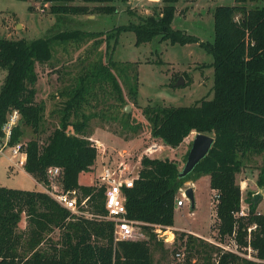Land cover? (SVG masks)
Returning a JSON list of instances; mask_svg holds the SVG:
<instances>
[{"label":"trees","instance_id":"1","mask_svg":"<svg viewBox=\"0 0 264 264\" xmlns=\"http://www.w3.org/2000/svg\"><path fill=\"white\" fill-rule=\"evenodd\" d=\"M45 1L50 3L51 12L59 14H111L116 10V0ZM177 2L161 0L150 14L107 31L58 30L32 40L0 37V69L6 71L0 83V143L4 137L1 127L16 110L19 117L7 146L21 142L24 127H30L35 135L23 144L25 172L37 182L48 184L46 169L58 166L63 190L76 188L81 196H88L87 209L93 215L104 213V188L77 183L79 173L89 171L97 157V148L85 135L88 122L96 113H86L84 108L91 97L96 99L98 87L102 95L97 99L113 98L114 107L119 108L115 119L122 128L136 132L139 124L129 122L131 114L122 110L128 101L119 78L123 77L130 99L136 102L137 64L118 63L111 57H99L88 64L77 75L74 86L60 92L66 99L58 109L59 123L40 143L45 107L35 100V68L37 63L51 61L56 44H79L89 39L94 49L104 43L107 54L108 50L113 51L122 31H132L135 44L154 38L171 44L199 43L212 57L209 65L213 68V96L187 106L149 104L141 113L151 136L172 148L192 132L214 137L208 153L183 177H179L175 160L142 156L137 178L132 187L123 188L122 192L126 217L140 223L146 232L144 239L115 241L109 220L75 216L38 189L0 185V264H152L151 245L162 246L164 242L157 238L151 224L172 226L179 189L201 175L209 176V187L217 195L216 238L231 237L242 251L250 245L260 262L184 232L175 233L173 252L180 251L187 264H264V212L257 213L259 200L254 202L253 195L248 194V214L235 215L241 203L237 174L250 155L263 158L256 185L264 189V4L250 7L247 0H235L232 5H217L213 10V40L199 42L196 36L172 28ZM129 13L135 15L130 10ZM23 214L26 226L20 229ZM252 223L257 228L250 231L248 239L247 228ZM55 229L59 231L58 239H49L43 246L45 237Z\"/></svg>","mask_w":264,"mask_h":264},{"label":"rangeland","instance_id":"2","mask_svg":"<svg viewBox=\"0 0 264 264\" xmlns=\"http://www.w3.org/2000/svg\"><path fill=\"white\" fill-rule=\"evenodd\" d=\"M38 7L35 0H0V37L9 39L32 40L45 37L58 30L84 29L87 31H107L113 27L136 22L139 16H145L153 11V0H116L113 4L115 12L111 14L88 13L84 15L59 14L50 11V3L43 1ZM235 0H178L176 11L172 20V28L179 29L187 34L194 35L201 41L213 40V10L217 5H232ZM264 4L263 0H247L248 6ZM89 10L93 4H88ZM129 10L135 15H130ZM87 16H90L89 19ZM113 42V41H112ZM113 44V43H112ZM121 63L132 61L136 63L138 90L137 100L133 102L127 92L123 77L119 82L131 114L129 122L139 124L138 130L133 132L122 128L120 122L115 119L119 108L114 107L113 98L105 101L97 98L102 95L101 90L95 88L96 99L91 97L89 105H86V113H96L88 122L86 137L97 148V157L89 171L80 172L77 183L84 186L98 184V174L106 162L119 159L135 164L138 157L145 156L144 150L152 142L158 143L156 152L150 153V157L168 158L178 163L179 169L185 162V155L189 151L192 132L183 142L175 147H169L159 139H154L149 131V124L141 113L142 108L149 104L160 103L163 105L187 106L195 103L202 97L207 99L213 96V68L209 65L212 57L197 42L186 44H171L169 41H159L154 38L151 41L135 44V35L132 31H122L117 37L113 51L106 54L105 44L99 48H93V41L87 39L79 44L68 42L54 46L53 58L47 63H37L36 72L38 79L35 84V100L44 103V116L42 120L43 133L39 136L43 143L50 132L59 123L58 109L62 106L66 95H61L71 86H74L77 75L82 73L88 64L99 59ZM3 71V77L6 71ZM117 72V70H114ZM0 73V83L3 80ZM183 83L175 85L179 77ZM107 86V91L110 88ZM123 110V109H122ZM18 113V112H17ZM72 119V118H71ZM71 130V128H70ZM35 135L30 127H24V136L21 142H26ZM1 146V145H0ZM10 156L9 146H4L0 153V185L20 189H38L35 183L22 169L13 167L7 157ZM261 155H250L245 165L237 174V182L240 185L243 198L248 194L261 193L262 200L259 209L264 211V189L256 185L259 166L262 164ZM141 164L139 163V165ZM191 187L194 195V206L189 200H184L182 207H174L172 231L175 233H189L201 240L218 246L225 250L226 247L236 249L241 257L258 261L255 252L239 250L236 242L231 237L224 240L216 238L215 229L217 217L215 214V191L209 187V176L201 175L196 180L184 183L181 189ZM42 191V190H41ZM178 191L177 197L180 198ZM190 212H193L192 215ZM25 215L19 225L20 229L26 226ZM141 239L146 238V232L140 229ZM59 231L55 229L43 240V246L48 240L58 239ZM247 238L250 237L248 232ZM178 236V234H177ZM179 240H176L177 246ZM173 244L164 243L162 246L151 245L152 264H187L184 257L176 258L173 252ZM252 248V247H251ZM186 253V252H185ZM216 253V252H215ZM213 252V257H215ZM194 260L191 259V262Z\"/></svg>","mask_w":264,"mask_h":264},{"label":"built area","instance_id":"3","mask_svg":"<svg viewBox=\"0 0 264 264\" xmlns=\"http://www.w3.org/2000/svg\"><path fill=\"white\" fill-rule=\"evenodd\" d=\"M37 6L40 7L44 3V0H35ZM155 2H160L161 0H153ZM18 113L13 110L7 118V121L2 125L1 130L4 134L3 141L0 143V153L3 152L4 146H7V142L10 138L12 127L16 124L18 120ZM24 142H17L12 146H9L10 158L13 159V165L15 167H23L26 159V153L23 149ZM161 146L156 142H152L148 145L145 150V156L150 157V153L156 152L158 147ZM96 147V146H95ZM141 157H138L135 164H131L126 160L119 159L113 162H106L100 173L98 174V186H102L103 196H104V213L94 214L91 213L88 208V196H81L78 189L63 190L59 180L58 175L60 169L58 166H49L46 169L45 177L48 184H39L42 191L51 196L60 206L69 210L75 216L84 217H97L100 219L109 220L113 223V237L114 240H137L141 239L142 233H140V223L128 219L126 217V207H125V195L122 192L123 188L132 187L134 179L138 176L139 163ZM39 183V182H38ZM186 189H179L180 198L175 199V206L182 207L184 205V200H187L185 195ZM215 201L217 200V195H215ZM240 209L235 213L236 216H245L248 214L249 205L244 203V198L241 192L240 198ZM193 212H190L192 215ZM257 213H260L257 211ZM153 231L157 235V238L164 242L173 244L175 241V232L172 231L171 226L161 225V224H151ZM257 228L256 223H252L247 231L250 232ZM143 239V238H142ZM237 247V246H235ZM250 251L255 252L251 247L248 248ZM225 250L237 251L236 249H230L226 247ZM176 258H180L182 253L177 251L175 253Z\"/></svg>","mask_w":264,"mask_h":264},{"label":"water","instance_id":"4","mask_svg":"<svg viewBox=\"0 0 264 264\" xmlns=\"http://www.w3.org/2000/svg\"><path fill=\"white\" fill-rule=\"evenodd\" d=\"M183 83L182 77L180 76L176 81L175 85H180ZM130 106L126 105L123 109L125 112H129ZM214 137L205 133L196 132L191 140L190 148L186 156V160L179 171V177L185 176L189 173L195 165L208 153L211 145L213 144ZM185 195L187 196L191 207L194 206V195L193 189L188 187L185 190ZM262 197L261 193H256L254 195V201Z\"/></svg>","mask_w":264,"mask_h":264},{"label":"crops","instance_id":"5","mask_svg":"<svg viewBox=\"0 0 264 264\" xmlns=\"http://www.w3.org/2000/svg\"><path fill=\"white\" fill-rule=\"evenodd\" d=\"M177 8V7H176ZM177 12V11H176ZM88 18L90 17V16H87ZM89 19H92V18H89ZM200 41V40H199ZM0 73H2L1 74V77H3V71H1ZM10 156H11V154H10ZM10 156H8L7 157V159H8V161H9V164H10V169H12L13 167H15L12 163H13V159L12 158H10ZM16 169H22L24 172H25V170H24V168L23 167H21V168H19V167H16ZM28 174V173H27ZM32 179H34L30 174H28ZM34 181H35V183H38L35 179H34ZM39 184V183H38ZM41 190H42V188H41ZM258 193V192H257ZM256 193H252V195H253V199H254V195H255ZM246 197L247 196H245V198H244V203L245 204H247V205H249L248 204V202L246 201ZM259 200V202H258V204H257V206H256V210L257 211H259V212H262L261 211V209H259V205H260V203H261V200H262V197H260V198H258L256 201H258ZM255 202V201H254ZM264 212V211H263Z\"/></svg>","mask_w":264,"mask_h":264}]
</instances>
